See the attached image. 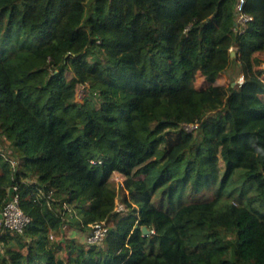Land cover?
<instances>
[{"label": "trees", "instance_id": "obj_1", "mask_svg": "<svg viewBox=\"0 0 264 264\" xmlns=\"http://www.w3.org/2000/svg\"><path fill=\"white\" fill-rule=\"evenodd\" d=\"M237 5L0 0V209L30 217L0 264H264V0Z\"/></svg>", "mask_w": 264, "mask_h": 264}, {"label": "built area", "instance_id": "obj_2", "mask_svg": "<svg viewBox=\"0 0 264 264\" xmlns=\"http://www.w3.org/2000/svg\"><path fill=\"white\" fill-rule=\"evenodd\" d=\"M245 0H238L237 12H238V21L241 25L248 20H252V16H249L243 12ZM198 125H189L187 129H192L197 127ZM14 165L15 160H11ZM16 191L18 189L17 186L14 188ZM41 193L43 191L41 190ZM0 214H2V218H0V228L5 226L11 230H17L22 232L25 226L30 222V217L24 213L19 203V194L16 192L13 199L9 201L3 208L0 209ZM93 233L86 237V242L89 244H95L104 239L107 235L109 227L103 223L93 224Z\"/></svg>", "mask_w": 264, "mask_h": 264}, {"label": "rangeland", "instance_id": "obj_3", "mask_svg": "<svg viewBox=\"0 0 264 264\" xmlns=\"http://www.w3.org/2000/svg\"><path fill=\"white\" fill-rule=\"evenodd\" d=\"M236 47H233L232 50H236ZM263 67H264V63H263ZM68 76L71 77L72 74L68 73ZM244 79V75L242 74L241 70H240V64H238L237 62L233 61L232 64H230L229 68L222 73V75L220 76V78H218L217 82L215 84H219V85H229L231 82H233V84H236L237 82H242ZM197 86H204L206 85V79L204 76H202L201 74H197L196 76V80H195ZM87 94V90L85 88V86H81L78 88L77 94H76V99L78 102H82L84 100V97ZM221 166H222V170H224V163L221 161L220 162ZM117 181L119 184H121L122 179L117 177ZM129 195V192H128ZM130 196V195H129ZM116 210L119 212H124V213H128V211H126V206L123 203V201L121 200V198H117L116 200ZM91 227L93 226L90 225ZM2 228H0V235L2 234ZM81 237H78V239H80L81 241H83L84 243H86L85 240V232H81L80 233ZM87 244V243H86ZM0 246H2L1 242H0Z\"/></svg>", "mask_w": 264, "mask_h": 264}, {"label": "water", "instance_id": "obj_4", "mask_svg": "<svg viewBox=\"0 0 264 264\" xmlns=\"http://www.w3.org/2000/svg\"><path fill=\"white\" fill-rule=\"evenodd\" d=\"M232 59L235 60L236 56H237V51L236 50H232ZM236 62V61H235ZM0 218H2V214H0ZM143 231L145 233V235H148L150 233V229L148 227H143Z\"/></svg>", "mask_w": 264, "mask_h": 264}]
</instances>
